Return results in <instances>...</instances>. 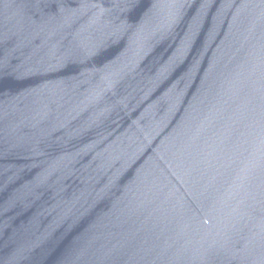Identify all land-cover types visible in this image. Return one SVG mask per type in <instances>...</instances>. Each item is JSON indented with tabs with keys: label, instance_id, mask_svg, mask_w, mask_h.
<instances>
[{
	"label": "water",
	"instance_id": "95a60500",
	"mask_svg": "<svg viewBox=\"0 0 264 264\" xmlns=\"http://www.w3.org/2000/svg\"><path fill=\"white\" fill-rule=\"evenodd\" d=\"M0 264H264V0H0Z\"/></svg>",
	"mask_w": 264,
	"mask_h": 264
}]
</instances>
